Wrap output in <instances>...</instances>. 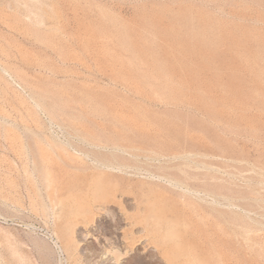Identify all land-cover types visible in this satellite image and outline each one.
Wrapping results in <instances>:
<instances>
[{
  "label": "rangeland",
  "instance_id": "1",
  "mask_svg": "<svg viewBox=\"0 0 264 264\" xmlns=\"http://www.w3.org/2000/svg\"><path fill=\"white\" fill-rule=\"evenodd\" d=\"M186 262L264 264V0H0V264Z\"/></svg>",
  "mask_w": 264,
  "mask_h": 264
},
{
  "label": "bare ground",
  "instance_id": "2",
  "mask_svg": "<svg viewBox=\"0 0 264 264\" xmlns=\"http://www.w3.org/2000/svg\"><path fill=\"white\" fill-rule=\"evenodd\" d=\"M53 108V107H52ZM58 113V112H57ZM98 135H100V137H103L102 136V134H98ZM106 139H108V141L109 140H111L113 143L115 142L116 144H119L118 143V141H115V140H113V138H111L110 137V135H108L107 137H105ZM115 149V151H117V153L119 152V153H127V152H129V149L126 147V146H124V145H122V147H121V144L120 145H116L114 148H113V150ZM129 153H131V152H129ZM45 160V159H44ZM46 161V160H45ZM100 164H101V166H104V167H108V168H111V169H114V168H119V166H115L112 162H99ZM45 166V165H44ZM47 167V166H46ZM46 169L47 168H45V171H46ZM42 171V170H41ZM50 171V170H49ZM46 176V175H45ZM44 177V176H43ZM204 180V179H203ZM176 181V183L178 182L177 180H175ZM51 183V182H50ZM206 183V182H205ZM205 189V188H204ZM253 199V198H252ZM236 218V217H235ZM241 219V218H240ZM243 229H244V227H243ZM246 230H247V228H246ZM251 230V229H250ZM187 263V262H186ZM187 264H189V263H187Z\"/></svg>",
  "mask_w": 264,
  "mask_h": 264
}]
</instances>
